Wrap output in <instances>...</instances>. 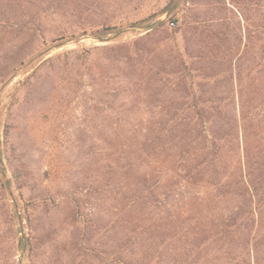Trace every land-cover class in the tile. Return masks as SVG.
<instances>
[{
	"label": "rangeland",
	"instance_id": "1",
	"mask_svg": "<svg viewBox=\"0 0 264 264\" xmlns=\"http://www.w3.org/2000/svg\"><path fill=\"white\" fill-rule=\"evenodd\" d=\"M215 151L181 202H264V0H0V264H150Z\"/></svg>",
	"mask_w": 264,
	"mask_h": 264
},
{
	"label": "trees",
	"instance_id": "2",
	"mask_svg": "<svg viewBox=\"0 0 264 264\" xmlns=\"http://www.w3.org/2000/svg\"><path fill=\"white\" fill-rule=\"evenodd\" d=\"M176 32L174 31V33ZM109 34L110 32L98 30L93 39L98 42H106V37ZM59 41L52 42L54 46L51 47V50L66 44H55ZM47 54V52L38 53L35 59L41 61ZM197 105L207 107L202 103ZM202 120L203 118H199L198 122H202ZM203 127V132L208 133L209 142H213L209 129L207 131V128ZM210 149H214V145ZM213 156H217L216 151L213 155L207 154V158L192 168L184 178L177 175L176 183L169 185L165 195L160 199H154V202L158 203L160 207L163 203L169 205L170 211L167 215L168 220L164 232L159 236L162 239L161 242L157 243L159 237H150L148 247L152 251L147 250L150 264H264V206H262L264 202L259 194V187L251 184V181L249 182V175L248 180L243 178L239 182L241 184L239 189L233 186L235 192L233 188H230V191H228L229 188H218L214 195L197 194L192 204L181 202V199L178 198L180 194L177 193L181 189L186 190L188 185H194L192 183L194 173L201 174L205 169L212 167L208 158ZM195 170L198 171L195 172ZM168 175L169 173L166 176H159L157 180L167 179ZM160 184L158 181L156 185ZM227 194H231L228 199L232 196L238 199L231 201L232 204H229V207L223 210L219 209L217 206L225 203L224 197ZM177 202L181 204L182 208L180 215L171 211ZM153 226L158 228L156 225ZM139 228L141 234H144L143 224ZM128 234L123 237L122 247L133 242ZM132 237L135 242L139 239L137 236ZM121 259L124 263L123 254ZM137 264H142V262L138 261Z\"/></svg>",
	"mask_w": 264,
	"mask_h": 264
},
{
	"label": "built area",
	"instance_id": "3",
	"mask_svg": "<svg viewBox=\"0 0 264 264\" xmlns=\"http://www.w3.org/2000/svg\"><path fill=\"white\" fill-rule=\"evenodd\" d=\"M173 25V24H172Z\"/></svg>",
	"mask_w": 264,
	"mask_h": 264
}]
</instances>
